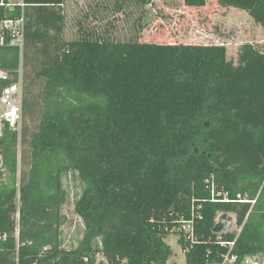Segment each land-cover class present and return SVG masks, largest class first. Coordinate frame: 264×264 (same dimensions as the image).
<instances>
[{"label":"trees","instance_id":"1","mask_svg":"<svg viewBox=\"0 0 264 264\" xmlns=\"http://www.w3.org/2000/svg\"><path fill=\"white\" fill-rule=\"evenodd\" d=\"M25 1L22 51L0 47L13 80L21 55L35 65L21 134L3 141L0 264H167L166 239L192 206L202 218L196 242L179 238L187 264L221 261L232 241L264 264V52L246 43L235 64L225 44L67 41L65 0ZM218 2L264 21V0ZM71 173L84 232L66 248ZM219 212H233L237 230L216 232Z\"/></svg>","mask_w":264,"mask_h":264},{"label":"rangeland","instance_id":"2","mask_svg":"<svg viewBox=\"0 0 264 264\" xmlns=\"http://www.w3.org/2000/svg\"><path fill=\"white\" fill-rule=\"evenodd\" d=\"M64 10L67 41L88 37L122 42L225 44L233 63L238 62L246 43L264 52V21L256 20L243 9L221 6L218 0H207L204 6H187L184 0H67ZM33 62L25 65L21 55L19 72L23 80L26 71L34 74ZM203 121L208 127L214 125L212 118ZM199 147L195 144L193 148L197 151ZM63 185L68 198L62 209V239L66 248H72L84 232L83 220L76 212L83 186L78 175L72 173L63 177ZM222 213H218V218ZM229 214L234 218L231 230H237L235 214ZM180 237L173 232L166 239L173 250L167 264H187ZM103 258L98 256V260Z\"/></svg>","mask_w":264,"mask_h":264},{"label":"built area","instance_id":"3","mask_svg":"<svg viewBox=\"0 0 264 264\" xmlns=\"http://www.w3.org/2000/svg\"><path fill=\"white\" fill-rule=\"evenodd\" d=\"M26 5L25 0H9L8 2L0 0V47L16 46L22 51L26 32ZM0 78L11 80L0 91V172H4L3 141L7 132L16 131L21 134L25 93L22 72H19L18 78L13 80V74L9 70L0 69ZM246 199L247 197L240 200L245 201ZM225 200H228L226 195ZM197 216L199 219L202 218L201 213L195 211L194 206H192L191 218L182 219L181 224L178 226L180 236L190 243L196 242L195 217ZM221 243L222 245H228L229 250L223 255L221 261L212 264H263L261 254L247 255L240 258L232 251L235 241Z\"/></svg>","mask_w":264,"mask_h":264},{"label":"water","instance_id":"4","mask_svg":"<svg viewBox=\"0 0 264 264\" xmlns=\"http://www.w3.org/2000/svg\"><path fill=\"white\" fill-rule=\"evenodd\" d=\"M6 2H8L9 0H5ZM141 2H145L146 0H139ZM233 216L230 215L229 213H222L219 216L218 221L216 222L215 225V231L216 232H226L231 230L232 226H233Z\"/></svg>","mask_w":264,"mask_h":264},{"label":"crops","instance_id":"5","mask_svg":"<svg viewBox=\"0 0 264 264\" xmlns=\"http://www.w3.org/2000/svg\"><path fill=\"white\" fill-rule=\"evenodd\" d=\"M66 1H67V0H65V3H66ZM65 3H64V5H65ZM235 64H238V62H237V63H235ZM103 259H104V258H103Z\"/></svg>","mask_w":264,"mask_h":264},{"label":"bare ground","instance_id":"6","mask_svg":"<svg viewBox=\"0 0 264 264\" xmlns=\"http://www.w3.org/2000/svg\"><path fill=\"white\" fill-rule=\"evenodd\" d=\"M26 13V12H25ZM26 15V14H25ZM27 17V16H26ZM26 36V35H25ZM26 38V37H25Z\"/></svg>","mask_w":264,"mask_h":264}]
</instances>
